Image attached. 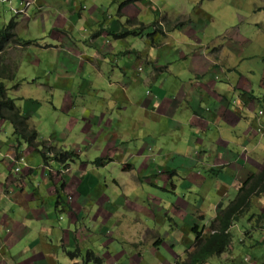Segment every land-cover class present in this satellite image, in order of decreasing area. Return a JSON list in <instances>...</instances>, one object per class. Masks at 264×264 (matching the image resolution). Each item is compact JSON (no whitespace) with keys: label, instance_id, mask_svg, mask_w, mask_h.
Listing matches in <instances>:
<instances>
[{"label":"crops","instance_id":"0c3cea01","mask_svg":"<svg viewBox=\"0 0 264 264\" xmlns=\"http://www.w3.org/2000/svg\"><path fill=\"white\" fill-rule=\"evenodd\" d=\"M29 1L14 18L33 43L8 51L6 86L37 140L75 156L18 143L0 120V264H175L197 234L231 236L245 214L255 227L264 72L228 62L239 37L217 31L220 0ZM232 241L220 258L237 263L249 249Z\"/></svg>","mask_w":264,"mask_h":264},{"label":"rangeland","instance_id":"374dc122","mask_svg":"<svg viewBox=\"0 0 264 264\" xmlns=\"http://www.w3.org/2000/svg\"><path fill=\"white\" fill-rule=\"evenodd\" d=\"M212 1L214 2L215 0ZM221 1H223L224 3H222ZM26 2H29V0H27ZM208 3L209 1H207L206 3L207 7ZM212 9L213 13L211 14V16L217 19V22L215 24L217 31L223 33L233 31L231 34H236V36L239 37H235L234 39H232L231 35V45H233L235 48L239 46V54L231 56L228 62L233 63L236 69L241 72H244L249 68H255L253 73L255 75L256 80V78L260 77L264 72V0H220L213 4ZM25 11L26 10H24L23 13H25ZM21 14H14L10 10L8 3L0 2V28L8 24L14 18V16L16 18V16ZM17 24L18 34L19 29H21L19 25L23 26V24L22 22ZM209 25L211 26L212 24L209 23ZM242 43L244 47H242L241 49ZM23 49V47L17 46L13 48H8V51L10 50V55L13 54L14 58V51L21 52ZM12 65H14V63H12ZM243 75L252 79V75L249 76L246 73H244ZM34 90H36V88L24 85L21 89V93L25 95V92L28 91L27 94L31 95V92ZM9 96H11V93L9 94ZM15 102L18 107L26 106V103L24 102H20L18 100ZM42 106L44 108L39 109V112L48 113L47 111H51V107L49 105L45 106L44 104H42ZM50 116L51 115L48 114V116H46L43 120V123L45 122L47 126H50L52 124ZM46 129L49 131L50 127ZM37 131V138H42V136L46 134V131L43 130V128H38ZM184 191H187L186 188H184ZM252 215L253 214H245L244 217L246 218V221H241L238 224V227H242V229L239 231H233V235H231V240L233 239L232 242L234 243L233 248L240 247L242 249H249L241 254V258L239 259V261L237 263H229L224 257L226 255L222 256L221 258L220 256H214L212 258L204 256L206 264H244L243 261L245 258L257 264H264V234L260 231H257L256 228L253 226L251 228V226L249 225L250 218ZM262 220L264 221V219ZM257 227L263 229L264 223L263 227L259 226V224H257ZM248 232H250L252 236L247 238L244 234ZM164 234L165 230H163L162 225L156 228L154 237L156 240H158V238L162 239L164 237ZM243 235L247 238V246L245 247L242 245V243H244L246 239L243 237ZM239 239L242 240V243L238 242ZM254 243H256L255 245L257 246H255ZM251 251L256 254L254 257L249 256ZM245 254L246 256H243Z\"/></svg>","mask_w":264,"mask_h":264},{"label":"trees","instance_id":"16d2710c","mask_svg":"<svg viewBox=\"0 0 264 264\" xmlns=\"http://www.w3.org/2000/svg\"><path fill=\"white\" fill-rule=\"evenodd\" d=\"M17 28L18 24L15 18L0 28V120L10 123L18 143H25L37 150L39 148H47L52 156L59 161H63L65 158H72L75 155L71 151L50 147L45 141L39 142L37 140L36 129L30 126L28 122L29 117L16 105L15 99L9 96V92L17 89V85L9 88L6 86V82L14 80L17 68L14 66L15 64L12 65L7 62L8 48L17 46L24 48L33 43V41L19 38ZM43 159H47L44 154ZM101 161L95 160L94 163L99 164L102 163ZM257 218H259L257 224L263 227L261 224L264 215H259ZM257 224L255 227H257ZM230 244L231 236L224 232H214L211 236L197 234L193 250L190 253H186L185 259L177 260L175 264H206L205 257L220 256L226 253L229 250Z\"/></svg>","mask_w":264,"mask_h":264},{"label":"built area","instance_id":"2783aa9c","mask_svg":"<svg viewBox=\"0 0 264 264\" xmlns=\"http://www.w3.org/2000/svg\"><path fill=\"white\" fill-rule=\"evenodd\" d=\"M0 2H6L9 4L10 10L14 13V14H21L24 12V10H26L30 5H31V1L26 2V1H21L18 3H14L13 0H0ZM24 9V10H23ZM261 114V113H260ZM20 163H23V159H19ZM19 168L16 169V171H18Z\"/></svg>","mask_w":264,"mask_h":264},{"label":"clouds","instance_id":"9594fccd","mask_svg":"<svg viewBox=\"0 0 264 264\" xmlns=\"http://www.w3.org/2000/svg\"><path fill=\"white\" fill-rule=\"evenodd\" d=\"M260 113H263V112L260 111ZM259 215H264V213L258 214V216H259ZM256 230H257V229H256ZM260 232L264 234V229H262ZM231 241H232V240H231ZM243 262H244V264H257V263H254V262H252L251 260H249V259H247V258H245Z\"/></svg>","mask_w":264,"mask_h":264}]
</instances>
